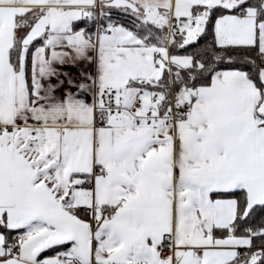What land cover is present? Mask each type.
Listing matches in <instances>:
<instances>
[{
    "label": "snow or ice",
    "instance_id": "6c2138e0",
    "mask_svg": "<svg viewBox=\"0 0 264 264\" xmlns=\"http://www.w3.org/2000/svg\"><path fill=\"white\" fill-rule=\"evenodd\" d=\"M0 264H264V0H0Z\"/></svg>",
    "mask_w": 264,
    "mask_h": 264
}]
</instances>
